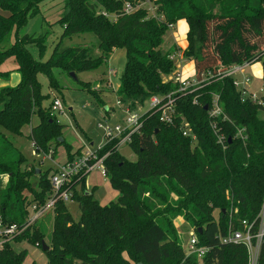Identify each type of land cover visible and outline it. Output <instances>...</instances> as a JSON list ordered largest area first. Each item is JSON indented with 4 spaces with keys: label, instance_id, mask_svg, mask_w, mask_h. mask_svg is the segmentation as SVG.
Instances as JSON below:
<instances>
[{
    "label": "trees",
    "instance_id": "16d2710c",
    "mask_svg": "<svg viewBox=\"0 0 264 264\" xmlns=\"http://www.w3.org/2000/svg\"><path fill=\"white\" fill-rule=\"evenodd\" d=\"M47 0H0V65L12 59L20 81L0 89V217L4 225L26 224L31 202L43 204L50 185L48 172L38 178L34 189L32 171L23 169L25 158L9 135L27 138L36 153L47 154L52 146L65 143L63 126L45 106L49 93L43 92L41 77L50 92L60 91V76L73 74L82 91L89 84L78 74L100 68L113 51H125V65L116 98L129 106L143 104L153 95L174 91L164 82L176 66L169 59L179 50L175 45L160 47L169 25L185 20L187 46L183 57L190 60L196 75L215 72L219 67L260 61L264 58V0H153L156 17L141 7L144 0H63V14L56 21L61 39L93 33L98 39L99 57L86 47L54 49L44 62L34 59L28 47L45 49V37L17 31L40 14ZM133 10L123 11L125 5ZM15 40L10 43V36ZM264 65V61H263ZM9 73L0 71V79ZM264 79V73H263ZM264 85V81H263ZM198 105L192 95L180 97L178 110L187 119L197 143L181 135L178 128L159 122V114L144 117L140 132L129 146L135 162L118 152L116 140L108 142L98 155L104 160L106 177L118 193L114 202L101 206L88 189L87 176L73 182L72 200L79 205L80 219L74 221L66 204L58 202L52 212L50 233L43 222H34L12 242L45 244L47 264H248L242 244L220 242L228 229L243 231L242 221L256 232L264 201V113L263 105L242 101L224 78L205 86ZM217 93L230 121L245 129L244 142L235 139V129L221 123L230 141L223 151L209 128L205 106ZM107 108L105 109V112ZM108 112V111H107ZM62 140V141H61ZM69 158L68 160H71ZM30 196V198L28 197ZM214 212L218 218H214ZM183 222L196 233L199 245L209 251L202 259L186 258L174 221ZM26 251L16 252L11 243L0 249V264H23ZM35 264V263H32ZM257 264H264V237Z\"/></svg>",
    "mask_w": 264,
    "mask_h": 264
},
{
    "label": "rangeland",
    "instance_id": "374dc122",
    "mask_svg": "<svg viewBox=\"0 0 264 264\" xmlns=\"http://www.w3.org/2000/svg\"><path fill=\"white\" fill-rule=\"evenodd\" d=\"M141 7L147 9L149 17L156 15L154 12L153 0H144L140 3ZM63 14V0H47L41 4L40 14L36 17L30 18L27 24L17 31L19 37L30 35L38 37L42 35L45 37V49L40 52L37 47L30 46L28 50L31 56L36 60L46 61L54 49L63 51L67 48L86 47L91 50L94 57H99L98 39L93 33H84L61 39L62 27L56 23L58 18ZM188 25L185 20H179L169 29L163 38V43L160 47L162 52H165L169 47L175 45L180 51H183L187 46L186 33ZM15 40L14 34L10 36V43ZM11 65L15 66L12 59H8ZM264 58L260 61H255L249 65L246 74L250 77V89L258 95H264L261 89L263 85L264 73ZM6 61L3 63V65ZM2 65V66H3ZM125 65V51L118 49L108 57L104 64L95 71L83 72L78 74L80 81L89 84L88 91L80 90L71 76L63 74L60 76V91L50 92L48 90V82L44 77L39 78L42 83L43 92L48 94L49 99L45 102V106L50 105L55 98L58 99L63 107V113L55 115L56 120L63 126L62 138L65 143L59 146H52V149L47 153H36L32 142L26 137L30 126L37 124V116H33L31 125L23 128L22 136L9 135L13 144L21 151L25 158L23 169L31 170L32 176L30 182L34 189L38 188V178L41 174L53 171L57 166L72 159L76 155L83 153L86 147L90 149L100 148L105 143V137L99 124L108 123L114 125L123 120V113L116 107V91L119 86V80ZM175 65L181 72L184 79H191L195 75L193 64L190 60L181 59V63L176 60ZM2 66L0 69H2ZM110 72V74H109ZM168 76H164L163 80H167ZM108 108L109 111L105 112ZM258 118L264 120V113L259 112ZM119 154L129 162L136 161V155L133 149L127 145L122 144L117 146ZM39 171V174L36 171ZM49 175V174H48ZM86 185L88 189L94 188V199L101 205L105 206L114 202L118 193L113 190L106 178L100 176L98 172L91 173L86 178ZM30 198V196L28 195ZM66 207L74 221H79L80 210L76 201L72 200L66 203ZM52 215L49 213L38 222H43L47 233H50L52 224ZM214 218H218V213L214 212ZM182 248L185 247L189 238L191 229L178 218L174 221ZM48 235L45 238V245H48ZM12 248L16 252L26 251V256L23 264H47V257L42 251L41 244L36 243L31 245L27 242L11 243ZM186 256V255H185ZM191 256H186L190 258Z\"/></svg>",
    "mask_w": 264,
    "mask_h": 264
},
{
    "label": "built area",
    "instance_id": "2783aa9c",
    "mask_svg": "<svg viewBox=\"0 0 264 264\" xmlns=\"http://www.w3.org/2000/svg\"><path fill=\"white\" fill-rule=\"evenodd\" d=\"M133 10L130 5H125L123 11L129 13ZM147 10V9H146ZM154 7V12H155ZM157 15H153L156 17ZM172 29V25L168 26ZM264 56V50L262 51ZM183 52L176 50L171 53L169 59L181 63ZM253 62H244L241 64H234L227 68L219 67L215 72L208 74L194 75L191 79H184L181 72V66L168 76V79L164 82H171L176 86L174 91H170L166 94H159L151 96L143 104H137L132 107L126 105L116 98V107L123 113V120L114 125L108 123L99 124L98 128L102 130L105 137V144L116 140L117 146L122 144L129 145L132 141V137L140 132L143 125L144 117L149 114H159V122L175 126L178 128L181 135L191 140L192 146L197 143L196 135L192 132L189 122L178 110V103L182 102L180 97L186 95H192V105L199 104V98L201 97V90L210 84L214 79L222 80L224 78L231 79L232 85L236 92L240 95L242 101L249 100L255 104L263 105L262 98L264 95H258L250 89V77L246 74V70ZM176 66V65H175ZM110 74V72H109ZM260 91L264 92V89ZM64 107L58 99H54L51 105V115H57L63 113ZM107 111L109 109L107 108ZM205 112L208 117L209 128L212 135L215 138L216 144L224 151L227 147V141H230L222 128L221 123H229L235 129V139H239L244 142L247 138L245 129L235 126L227 116L223 102L220 95L217 93H211L209 105L205 106ZM102 145L97 149H90L86 147L82 154L76 155L73 159L64 162L57 166L48 175V182L50 185L49 192L45 198L43 204L31 202L27 207V222L25 225L20 226L17 224L4 225L2 218L0 217V249L7 243H12L13 239L19 236L23 231L30 227L34 222H38L44 216L53 212L56 204L62 202L66 204L72 201V192L74 183L81 177L87 176L91 173L98 172L101 177L106 178V170L104 167V160L108 156H99V150L104 146ZM75 181V182H74ZM74 182V183H73ZM260 223L256 232H252L253 224H249L247 221H242L243 231L228 229L227 235L220 238V242L223 244L233 243L242 244L249 255L248 264H257L260 253L261 243L264 237V201L262 209L259 215ZM189 238L187 244L183 248L186 256H196L198 259H202L209 251L208 247L199 245V240L194 232H189Z\"/></svg>",
    "mask_w": 264,
    "mask_h": 264
},
{
    "label": "crops",
    "instance_id": "0c3cea01",
    "mask_svg": "<svg viewBox=\"0 0 264 264\" xmlns=\"http://www.w3.org/2000/svg\"><path fill=\"white\" fill-rule=\"evenodd\" d=\"M2 65H3V63H2ZM2 65H0V67ZM0 71L3 72V73H9V78L8 79H6V80L5 79H0V89L2 87H6V86H12L13 87V86H16L19 83L20 76L16 72V67L11 65L10 61H6V63L2 66V69H0ZM32 126H34V125H32ZM29 131H30V127H29L27 133ZM37 171H36V173H37ZM37 174H39V173H37Z\"/></svg>",
    "mask_w": 264,
    "mask_h": 264
},
{
    "label": "water",
    "instance_id": "95a60500",
    "mask_svg": "<svg viewBox=\"0 0 264 264\" xmlns=\"http://www.w3.org/2000/svg\"><path fill=\"white\" fill-rule=\"evenodd\" d=\"M73 79L75 78V76L73 74L70 75ZM62 141V140H61ZM37 173H39V171H37ZM48 249V247L45 244H42V251H46Z\"/></svg>",
    "mask_w": 264,
    "mask_h": 264
}]
</instances>
